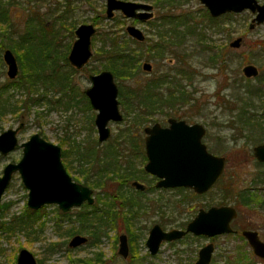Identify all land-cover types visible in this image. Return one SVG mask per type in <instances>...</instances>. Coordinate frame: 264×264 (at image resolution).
Instances as JSON below:
<instances>
[{"label":"rangeland","instance_id":"obj_1","mask_svg":"<svg viewBox=\"0 0 264 264\" xmlns=\"http://www.w3.org/2000/svg\"><path fill=\"white\" fill-rule=\"evenodd\" d=\"M134 1L149 2L147 0ZM258 1L260 3L264 2V0ZM105 2L106 0H71L68 3V8L71 9L70 12L66 11L62 16V10L66 6L64 0H30L28 5L26 3L21 4V2L15 5L16 2H14V5L8 7L10 19L20 34L27 33L26 22L30 10L37 11L41 14L44 20V24L42 23L44 25V30H55V35H49L46 38L41 36V31L37 29L34 30L37 31L34 32L35 34L32 33L31 36L32 38L35 36L36 42L31 45V50L33 52L31 60L38 66L42 65L44 57L51 52L50 48H45L46 40L47 38L48 40L54 39L53 42L56 45L52 43V52L54 55L57 54L56 58H58L54 60V67L59 68L66 66L63 62L62 55L63 53H68L66 46L68 44L71 45L75 39L72 31H74L80 23H92L97 28L98 33L92 37L91 42V51L97 52L99 48H102L104 37L108 45V37L111 36L102 33L103 30H110V27L112 29L113 23L117 30L120 28L118 20H126L119 11H115V16L112 19L106 18ZM54 3L56 4L54 5ZM53 6L56 8L54 11ZM202 8L203 6L198 0H190L177 8L175 13L183 14L192 12L197 18V16L202 13ZM43 12H48V14ZM161 12L162 11L155 9L154 17L158 18ZM232 14L230 18L231 22L226 19V21H228L224 29H221L223 26L219 27V32H209L207 35V39L211 40V45H222V48H225L222 49L221 52L220 49H218L220 58H223L225 61L223 67L220 65L218 68L216 66L219 65L218 63L210 61V53L202 50V48L206 46L204 45L206 39L196 44V42L188 38V42L179 48L176 53L178 56L188 55V61L184 60V62H189L192 70L195 68L193 72L194 76L191 80L188 82L183 80V84H185L183 91L190 95V100L185 99V97L188 98L189 95L183 96V103H178L177 106L173 108H164L160 111L161 114L153 116H150L151 112L145 111L144 106L140 107L144 122H140L134 118V112L126 115L125 108L127 107L121 105L120 110L122 115L124 114L123 120L120 122H110L108 126L110 128L111 138H115L118 136V132H142L144 126L152 124L153 121L157 120L156 118H160L166 111L171 114H179V116L186 115L190 118L191 122H203L202 115H206L207 132L210 134L206 141L212 150L218 155L226 158L225 171L220 181L203 197L195 198L192 194L186 193L189 198L185 201L175 200L171 208V211L174 208L170 216L171 219H167V221L172 222L169 226L171 228H182L187 221L193 218L199 207L216 205V203L222 199L221 196L225 195L229 198L227 204L234 205L238 210V215L232 222V227L237 229L238 232L234 234H222L214 237L213 240L207 237L185 236L173 242H163L158 253L150 255L145 249L144 242L153 222L160 223L159 214L150 207L143 212L136 224L137 227L142 230L140 233L143 235L142 239L138 242V246L136 245V248L141 246L139 256L137 253V258L135 256H130L127 259H123L117 254V238L119 234L124 232L121 230L122 226L120 224L116 223L115 229L109 230L107 236L103 237L97 246H91L88 244V241H86L83 245L71 248L67 246L70 237L65 238L59 235V232H62L70 222L64 217L62 219L63 224H61L58 218L59 215L56 211V205L48 204L43 206L44 208L41 210L40 218L34 225L35 230H39V239L28 242L25 241L23 235L18 233L6 237L5 233L0 230V264H16V256L21 248L30 250L37 260L42 258V264H70L73 261L76 264H82L78 262L79 259L94 257L95 253L102 254V262L97 264H194L198 250L208 242L214 244V251L210 264H226L227 261L229 262V260H232V256L236 257L240 251H245L246 253L250 251L249 245L241 236V230H257L261 239L264 241V202L261 204L252 201L250 205H246L240 202L241 197L239 196V192L245 193V196H249V192H245V190L250 188L256 196L264 200V184L261 182H253L256 175L261 176L263 174L264 164L257 163L258 161L253 156L252 150L255 145L264 143V141H262V135H260V131L257 129V123L259 122L254 121L255 119L252 120L251 125L245 126L246 129H242L244 125H241L239 122V110H237L236 107L238 106L239 108L240 106L248 105V115L250 116V113H253L255 118L260 114L258 109L264 111V81H261L264 78V23L250 29L249 24L254 16L253 13L243 11L241 13ZM57 15L59 18L55 17ZM54 19L56 20L54 21ZM113 20L116 21L113 22ZM197 20L199 21V19ZM125 22V24H128L130 20ZM220 23L219 21V24ZM34 25L37 27L38 22L34 23ZM202 25L204 26V24ZM198 31H202L200 27H198ZM204 31H206V29ZM238 37L241 38L240 46L231 47L230 43ZM116 38L118 45H120L121 42L118 34ZM123 39L129 40V38ZM39 40L43 41L42 43L44 46L38 43ZM146 43V45L138 46V48H146L151 44L150 41ZM108 47L109 45L104 47V49ZM18 52L23 56V50H19ZM145 52H147L144 53L146 58H144L142 62L153 63V71L157 70L158 66L154 64L153 57H149L151 54L150 51L145 49ZM170 55H165L166 61L172 58V55ZM220 58L219 60L222 61ZM96 63V61L93 60L92 62L91 60L87 68L92 67ZM246 64H254L258 67V77L260 76L261 80H259L258 77L254 79L246 78L243 75L242 67ZM180 65L183 71L186 70L184 69L186 67H183L182 64ZM164 67L165 66L161 69ZM5 72L6 66H0V85L7 81ZM144 73L145 72L142 70L141 74H138L136 77L134 76L132 79L131 77L126 78L124 76L123 78L125 81H122L120 78L116 81L123 85L122 88L131 87L130 85H134L141 77L146 78ZM20 74L21 73H19V75ZM87 74V70H82L74 74V81L78 83L77 94H79L80 97H82L81 94L83 90L88 86ZM182 76L183 75H176V78L181 81ZM258 86L261 87L262 98L248 101L249 104L243 101L241 103L239 101L238 104V95L244 94L248 88L255 90ZM173 91L174 90L169 88L166 89L164 93L165 100L169 98V93ZM0 95L2 99L8 98L9 96L10 100H8L10 103L20 106L19 109H16L13 113L5 112V116L0 117V132L7 128L15 127L20 121H23L25 126L18 135V140L20 142L25 141L31 134L38 131H41L43 133L42 136L54 144H58L61 138L64 139L65 146H68L67 144H70L72 141L77 142L81 146L91 144V142H97L98 134L92 119L93 112L85 107L84 101L79 102L77 107L68 106L67 109H62L65 108L64 105L58 107L54 102L56 92L52 90L49 91L46 89L45 85H39L37 90L30 94L29 92L25 93L22 90L10 87L1 92ZM28 95L30 99H27ZM239 99L241 100L242 98L239 97ZM245 100L247 99L245 98L244 101ZM159 108L161 109L162 107L159 106ZM159 108L157 109L160 110ZM229 120L234 122L237 121L234 128H231L232 124H230ZM213 134L217 135L219 138L213 137ZM105 143H103V146H105ZM127 153V151H122V159H118V161H123L125 156H132V154ZM103 154L104 152L99 153V155ZM21 155L22 151L20 148H15L7 155H0V174L7 163L17 162ZM134 162H136V160ZM110 187L111 183L108 182L107 188H105V186L104 189L94 188L95 200L105 196V189L112 190ZM237 200L239 204H237ZM26 201L27 189L22 184L18 172H14L8 186L1 196L0 222H6L12 216H20L27 207ZM96 204L98 203L96 202ZM73 210L75 213L80 209ZM58 223L61 225V227L58 228L59 232H57ZM82 235L88 238L87 234ZM65 239H67L65 247L52 255H48L45 247L50 241L59 240V242H61ZM66 247L71 248V250ZM139 258H141V260ZM250 264H264V261L262 262L257 257H252L250 255Z\"/></svg>","mask_w":264,"mask_h":264},{"label":"flooded vegetation","instance_id":"obj_2","mask_svg":"<svg viewBox=\"0 0 264 264\" xmlns=\"http://www.w3.org/2000/svg\"><path fill=\"white\" fill-rule=\"evenodd\" d=\"M70 1L71 0H64V2L66 3V6L62 10L63 13H64V11H65V13H66V11L70 12L71 9L68 8V3ZM127 1H134V0H127ZM147 1H149V2H145V1H135V2L147 3V4L151 5L152 6L151 11L153 13L151 18H148V19L128 18V17L124 16L121 11H119L122 14V16L126 19V20H122V19L118 20L120 23V28H118L116 30L114 25H113L114 23H113L112 29L110 27V30L104 29L102 32L104 34H106L107 32H110L111 36L113 35L115 39H117L116 35L118 34L119 38H120V42H121V44L119 46H121L123 49H125L126 53L129 52V53H131V55L140 53V54L144 55V53H147V52H145V49H148L151 53L150 55H152V54L154 55L153 59L155 62L154 64H157V66H158L157 70L153 71L154 70L153 69V63H150V65H151L150 70H144L142 66L146 62L141 61L139 69L135 70V72L132 73L136 77V76H138V74H141L142 70H143V72H145L144 74L146 75V78L141 77V79H139V81H136L134 85H130L131 87H123L122 88L123 85L121 83H118L116 80H118L120 78L122 81H125L124 78L123 77H116L114 75V73L110 69L107 68L108 67L107 65L109 64V58L106 54H104V53L100 54V52L91 51L90 58L87 60V62L81 68H77L74 65H72L68 60V55H69L70 50L72 48L73 42L76 39L75 29L80 24H82V23H80L74 29V31H72L74 33L75 39L73 40L71 45L68 44L66 46L68 53L67 54L63 53V55H62L63 62L66 65L65 67L57 68V67H54V64L48 65L46 63V59L49 57H50V59H54V60L58 59V58H56L57 54L54 55V53L52 52V43H53V45H56L53 42L54 39H51V40L47 39L46 40L47 42H46L45 48L46 49L50 48L51 52H49V54L44 57L43 63L40 66L36 65L31 60V57L33 55L32 50L27 51V49L30 48L28 46L29 41L27 42V45L24 47H22L21 45H18V46L14 45V49L22 47L21 50H23V53H22L23 55H25L27 52H30V53H28V55H25V56H21L20 52H18V53L14 52L10 48H4L1 52L0 66H4V65L6 66L5 74L7 76V81H6V83H3L0 85V93L11 87L14 89L17 88V90H22L25 93L29 92V94H30L31 92L37 90V87L39 85L40 86L45 85L46 89H48L49 91L52 90V91L56 92V98L54 99V102L57 104L58 107L64 105L65 108H62V109H67L68 106H70V107L76 106L77 107L79 102L84 101L85 107L88 110L93 112V116H92L93 118L92 119H93V123H94L95 128H96L95 117H96V114L98 111H97V109H94L92 107L90 98L86 94V90L93 87V82L91 80V76L97 75L100 72L105 71V70H109L113 74V78H114V81H115L116 86H117V100L119 102V110H120L121 105L123 107L124 106L127 107V105H129L131 107H135L134 110H131V112H134V118H136L140 122H144L143 118H142V110L140 109V107H143L145 105L150 104L152 106L151 110H150V112H151L150 116H153L156 114H161L160 111L164 108H173L174 106H177L178 103H183L184 102L183 98H176L175 99V98H172L171 96L180 90H184L185 84H183V80H185V82H188L194 76L193 72L195 71L194 70L195 68L192 70L190 68L191 64L189 62H184V60L188 61V55L178 56L176 54L178 49L181 48L186 42H188L189 37H187L188 35L184 34V32H187V27L182 25L180 22L175 23L176 20H173V18L166 19V18H161L160 16L158 18L154 17V10L158 9L159 11H162V9L160 10V8H158L156 5H154L152 0H147ZM189 1L190 0H180L179 1L180 3H178L175 8L171 9V11H173L175 13L177 8L181 7L183 4H185ZM9 2H10L9 6L14 5V2H16L15 5L19 4L20 2H21V4L26 3L28 5L30 3V0H26V1H24V0H22V1H20V0H18V1L8 0V3ZM199 3H200V1H199ZM55 4L56 3H54V5ZM202 6H203L202 9L207 10L204 7V5H202ZM53 7H54L53 8V11H54V9H56V8H55V6H53ZM105 9H106V2H105ZM166 9H168V8H165L163 10H166ZM43 13L48 14V12H43ZM49 13H53V12H49ZM114 13H115V11H114ZM175 14H177V13H175ZM57 16H55V17H57ZM105 16H106V11H105ZM114 16L115 15L113 14L112 17L106 16V18L112 19ZM55 20L56 19H54V21ZM128 20H130V22L128 24H125L126 23L125 21H128ZM43 21L44 20L41 17V14H39L37 11H31L30 10L29 15H28V19L26 22V24H27L26 27L30 28L31 23H33V24L37 23V22L41 23ZM115 21L116 20H113V22H115ZM128 26H134V27L138 28L143 33L144 39L138 40L134 36L130 35L127 31ZM11 29H13V28H11ZM95 29H96L95 33L91 36V42H92V37L96 33H98V30L96 27H95ZM113 30H115V31H113ZM36 31H34V32H36ZM44 32H45V30H44ZM70 33H71V30H70ZM176 33L184 35L183 43L175 44V43L171 42ZM41 36L43 38H46L49 36V34L43 35L41 33ZM26 37H27L26 34L21 36L18 39V41H19L18 43L22 44L23 43L22 39H24V43H25V41L27 40ZM34 38H35V36H34ZM123 38H129V40L127 41V39H123ZM30 40H32V38ZM147 41L148 42L150 41L151 44L148 45L146 48H142V47L138 48V46L146 45ZM35 42H36V40L34 41V43ZM42 42H43L42 40L38 41L39 44L43 45ZM105 42H106V38L104 37L102 49H104ZM131 44L134 46H132ZM215 46L222 47V45H220V46L215 45ZM90 47H92V43H90ZM6 49H9L15 58V62L17 65V72H16V75L14 77H9L7 74L8 66L3 59V52ZM165 55H170L172 58H169L166 61ZM91 60H92V62L94 60L97 63L94 64L92 67L87 68V66H89ZM218 61H220V60H218ZM33 63L35 64V66H32ZM54 63H55V61H54ZM180 64H182L183 67H186V68H184L186 70L183 71L181 69ZM104 66H106V67H104ZM163 66H165V67L163 69H161ZM140 68H141V70H140ZM177 68H179L180 70ZM82 70L88 71V74H87V78H88V84L87 85L88 86L83 90V92L81 94L82 97H80V95L77 94L78 83H76L74 81V74L76 72H80ZM19 73H21V74L19 75ZM176 75H183L181 81L178 78H176ZM257 77H258V75L256 77H252V79L257 78ZM168 88L172 89L174 91L172 93H169V95H168L169 98H167L165 100V98H164L165 94L164 93H165L166 89H168ZM78 95H79V98H78ZM186 95H189V94L186 92ZM0 97H1V95H0ZM8 99L10 100L9 96H8V98H3V99L0 98V104L2 102L4 103V101L10 102ZM27 99H30L29 95L27 96ZM185 99L190 100V95L188 96V98L185 97ZM50 103H52V102H50ZM56 104H55V106H56ZM12 106H13V103H12ZM159 106H161L162 108L160 109ZM23 108H24V106H23ZM157 108H159L160 110H158ZM11 110L6 111V113L7 112L13 113V111H15L13 108ZM145 111L149 112V111H147L146 108H145ZM120 112H121V110H120ZM6 113L4 112L3 114H0V117L5 116ZM205 117H206V115H202L203 122H191L190 118L186 115L185 116H179V114L178 115H176L175 113L171 114L170 112L166 111V112H164V115H161L160 118H156L157 120L153 121L152 124L144 126L142 132L141 131L118 132V136L115 138H111V132H110L109 137L106 140H104L103 142H99L98 137H97V142L96 141L94 143L91 142V144H88L85 146H81L77 142H74V141H72L70 144L68 143L67 144L68 146H65L64 139L61 138L60 141L58 142V144H56V145H58L60 147V159H61L62 165H63L66 173L68 174V176L70 177L72 182L80 183L84 186L91 188L92 189V197L94 200L92 203H88L87 201H85L80 206L72 207L67 211H62L55 204L57 213L60 211L63 214L71 215V218H75L77 212L74 213L73 209H76V210L77 209H89L96 202V200H95L96 198L94 195V188L89 186V184H90L89 181H91L96 175L95 166L93 167L91 165L90 159H87L88 163L81 165L80 158H79V151L80 150H81V152H85V151L90 150L92 147L95 146L94 149L97 148L96 150L98 152H100V153L104 152V153H108V154L109 153L117 154V155H119L118 156L119 159H122V151H127L129 154H132V156H130V157L125 156L123 161H118V163L112 164L111 167H113V168H107V170L104 171L105 178H106L105 188H107L108 182L111 183L110 188H112V190L105 189V192H106L105 197L108 199L107 200L108 203L105 205V212L104 213H105V218H107V220L110 221V223H111V220L112 221L114 220L115 224L116 223L120 224L122 226L121 230L124 231L121 234L126 235L127 244H128V248H129V254L126 258H123L122 256L121 257L123 259H127L130 256L136 257L137 253L139 256V253H140L139 250L141 249V246H139V248L135 247L136 249L133 252H131L130 243H129V234L127 233V230L125 229L127 227V225H130L131 229H133V232L137 235L136 245L138 246V242L142 239L143 235L140 233L142 230L140 228H138L136 224H137V221L139 220L140 216L143 214V212L147 208L152 207L155 210V212L157 214H159V218H160V220H159L160 223L153 222L151 227L155 224H158L162 230L169 231L173 228L169 227L170 223H172V222H168L167 219H171L170 216H171V213L173 212V209H174L173 208L171 211V208H172V205L174 204L175 200L176 201H185L186 199L189 198L186 193L192 194L193 197H195V198H201L204 195H206V193H207L206 192L203 194H197L191 188L183 187V186H173V187L161 186V187H158L156 185L157 182L160 180V178L154 174H151L150 172L146 171V169H145V165L147 163V156H146V148H145L146 133L144 132V128L147 126H151L155 123H158L161 127H167V126H169L168 120L170 118H173L177 121L183 120L187 125H192L194 123L200 124L204 128V132L202 133V135L200 137V142L205 145L206 150L209 153L216 155V156H221V155H218L214 150H212V148L208 145V142L206 141L207 137L210 134L207 132V126H206L207 121H206ZM229 121H230V124H232L231 128H234L236 126L237 121H235V122L231 121V120H229ZM110 122H113V121H109V123ZM24 126H25V123L23 121H20L17 126L10 127L12 129L19 127V129L16 132L17 145L14 147V149L20 148L21 151H22L21 143L28 140V138L32 135L31 134L25 141L20 142L18 140V135L22 132L21 130L24 128ZM10 128H7V129H10ZM96 130H97V128H96ZM2 132H0V133H2ZM189 132L190 131H188L187 134H189ZM36 133H38L41 138L47 140L46 138H44L42 136L43 133L41 131H38ZM193 133H194V135H197V132H193ZM97 134H98V132H97ZM213 137H215L217 139L219 138L217 135H214V134H213ZM47 141H49V140H47ZM103 143H105V146H103L104 145ZM123 146H125V147H123ZM0 155H2V154L0 153ZM131 157H133V158H131ZM82 160H84V159H82ZM135 160H136V162H134ZM225 160H226V158H225ZM13 163H15V162H13ZM225 168H226V164H225ZM224 171H225V169H224ZM224 171H223V173H224ZM223 173H222V175H223ZM1 174H2V172H1ZM18 174H19V172H18ZM19 176H20V174H19ZM11 177H12V175H11ZM220 179H221V177H220ZM220 179L216 182V184L220 181ZM136 183H138L141 186H138ZM27 193H28V189H27ZM26 205H27V203H26ZM46 205H48V204H46ZM43 206H45V205H43ZM43 206H41L38 209H30L28 206H27V208H29L30 210H39V209L42 210L44 208ZM207 207H209V206H207ZM207 207H199L198 210L200 208L206 209ZM0 209H1V206H0ZM198 210H197V212H198ZM197 212H196V214H197ZM58 218H59V216H58ZM62 219L61 220L59 219L61 224H63ZM234 219H236V218H234ZM233 220L231 221V226H232ZM189 221H187L185 223V225H184V227H182V229L185 228V226L187 225V223ZM110 223H109V226H107L108 229L110 228V225H111ZM182 223H184V222H182ZM178 225H180V224H178ZM166 226H167V228H166ZM150 228H149V230H150ZM114 229H115V227H114ZM149 230H148V233H149ZM250 230H254V229H250ZM255 231H257V230H255ZM236 232H238V230L233 228L232 234H234ZM257 233H258L259 239L262 240L258 231H257ZM229 234H231V233H229ZM80 235H82V234H80ZM119 235L117 238L118 245H119ZM191 235L192 236H198V237H206L203 235H194L192 233H187L185 236H191ZM185 236H183V237H185ZM216 236H219V235H216ZM216 236H214V237H216ZM147 237H148V234H147ZM214 237H210L211 240H213ZM242 238H244V237L242 236ZM179 239H181V238H179ZM179 239H176V240H179ZM69 240H68V242H69ZM146 240H147V238H146ZM146 240L144 242V246H145L146 251H148V253L150 255L157 254L159 249H160V246L162 245L163 242L176 241V240L162 241L159 248H158V251L155 254H152L149 251L148 247L146 246ZM87 241H88V238H87ZM246 242L250 248V251L247 252L248 264H250V255L252 257H257L258 259H260L263 262L264 259L256 256L252 247L250 246V244L248 243L247 240H246ZM198 252H199V250H198ZM198 252H197V258H198ZM117 254H118V252H117ZM197 258H196V260H197ZM139 259L141 260V258H139ZM211 259H212V256H211ZM140 260H139V263H140ZM196 260H195V262H196ZM195 262H194V264H195Z\"/></svg>","mask_w":264,"mask_h":264},{"label":"water","instance_id":"obj_3","mask_svg":"<svg viewBox=\"0 0 264 264\" xmlns=\"http://www.w3.org/2000/svg\"><path fill=\"white\" fill-rule=\"evenodd\" d=\"M211 17H219L226 13H241L249 11L254 14L249 28L264 23V2L258 0H199ZM152 6L127 0H106V16L112 17L114 11H121L128 18H151ZM96 29L91 23H82L75 29L76 39L68 55L69 62L81 68L91 56V36ZM127 31L138 40H143V33L134 26H128ZM241 38L234 39L231 47H239ZM3 59L8 66V76L14 77L17 65L12 52L6 49ZM144 70H150V63L143 64ZM246 78L256 77L259 70L254 64L242 67ZM93 87L86 90L91 105L97 109L95 125L98 141L103 142L110 135L109 121L120 122L123 115L119 110L117 86L113 74L109 70L91 76ZM104 88V89H103ZM169 126L161 127L158 123L144 128L146 133L145 148L147 163L146 171L160 178L158 187L183 186L194 190L197 194L208 192L222 176L226 160L224 156H216L206 150L200 142L204 128L200 124L187 125L183 120L173 118L168 120ZM18 128H10L0 133V153L6 155L17 145L16 132ZM186 131V132H185ZM189 134H187V132ZM193 132H197L194 135ZM186 134V135H185ZM22 155L13 163H7L0 175V201L8 186L11 175L19 172L23 185L28 189L27 206L38 209L46 204H56L62 211L80 206L83 202H93L92 189L80 183L72 182L66 173L61 159L60 147L33 133L28 140L21 143ZM198 146V147H197ZM253 156L259 162H264V143L253 147ZM138 186V183H136ZM238 211L232 204L211 205L200 208L197 214L187 223L184 229L173 228L164 231L158 224L153 225L148 233L146 246L152 254L158 251L162 241H173L182 238L187 233L203 235L208 238L233 232L231 221ZM241 235L248 241L256 256L264 259V242L259 239L255 230L243 229ZM87 237L73 235L68 246L71 248L85 244ZM214 251L212 242L203 245L198 252L195 264H209ZM118 254L126 258L129 248L125 234L119 235ZM16 264H39L34 254L21 248L16 256Z\"/></svg>","mask_w":264,"mask_h":264},{"label":"trees","instance_id":"obj_4","mask_svg":"<svg viewBox=\"0 0 264 264\" xmlns=\"http://www.w3.org/2000/svg\"><path fill=\"white\" fill-rule=\"evenodd\" d=\"M179 1L180 0H152L154 5L160 8V10L162 9V12L160 14L161 18H166V19L173 18V20H176L175 23L180 22L182 25L187 27L188 33L184 32V34L188 35L187 37H189L191 41L199 43V42L205 41L204 39H206L205 44H204L206 46L205 48H202V49L205 50L207 53H210V57H209L210 61H214L218 63L219 65H216L218 68L220 65L221 67H223V64L225 61L223 60V58L222 59L220 58L218 49H220V52H221V50L225 48L218 47V46L215 47V45H211L210 44L211 40L207 39L208 38L207 35L209 32L210 33L219 32V29H218L219 27L223 26L221 29H224V26L227 24V21L229 20V22H231L230 18L232 17L233 14L229 13V14L221 15L219 17H211L208 11L205 9L201 11L202 13L198 15L197 18L193 15L194 13L192 12H187L183 14H175L173 11H171V9L175 8L177 4L180 3ZM9 5H10V2L8 3L7 0L6 1L0 0V60H1V52L4 48H10L14 52L18 53V51L21 50L22 47L27 45V42L29 41L28 46L30 47V50H31V45H33L35 41L34 40L35 38L34 37L32 38L31 34L32 33L35 34L34 33L35 29H37L38 31H41L43 35L44 34L55 35V30H52V29H47L44 32V27H43L44 25L42 24L43 22L38 23L37 27H35V25L31 23L30 24L31 27L27 28V33H26L27 40L24 43V39H22L23 43L19 44L18 39L24 34H20L15 28L14 24L12 23L10 16H9V7H8ZM165 8H168V9L163 10ZM64 13H62L61 16ZM197 19H199V21ZM226 19L228 20L226 21ZM219 21L221 22L220 24H219ZM202 24H204L206 28ZM217 25H220V26H217ZM198 27H200L202 31H198ZM205 29L206 31H204ZM106 34L111 35L110 32H107ZM31 38L32 40H30ZM183 39H184L183 34L176 33L171 42L175 44H181L184 41ZM14 45L15 46L21 45L22 47L14 49ZM108 45L109 47L107 49L100 48L97 50V52H100V54L104 53L108 56L109 64L107 65L108 66L107 68L110 69L116 77L125 76L126 78L127 77L128 78L131 77V79L134 78V74L132 73H134L135 70L139 69L141 61L144 58H146L145 54L143 55V54L138 53V54L131 55V53L129 52L126 53L125 49H123L121 46L118 45L117 39H115L113 35L108 37ZM108 45L105 42L104 47H107ZM27 50H29V48ZM27 53H30V52H27ZM151 56L154 57L153 54L149 55V57ZM219 58L222 61H218ZM46 63L48 65H52L54 64V59L47 58ZM32 66H35V64L33 63ZM258 79L261 80L260 76L258 77ZM261 81H264V78ZM183 96H186V93L183 90H180L177 93H174L171 97L176 99V98H183ZM239 97L242 99L240 100ZM245 98L247 100L244 101ZM259 98H262V93H261V87L258 86L255 88V90L248 88L244 92V94L238 95L237 101L239 104V101L240 103L242 101L245 103V102L256 100ZM2 103L0 104V114H3L6 111H10L12 108L16 110V109H19L20 107V106H17V104H13L12 106V103L8 101H4V103L3 104ZM144 107L147 109V111L150 112L152 106L148 104V105H145ZM236 107H237V110H239V113L237 112L239 122L241 125H244L242 126V129H246L245 126H248L249 124L251 125L252 120L255 119L254 121L259 122L257 123L258 124L257 129L260 131V135H262V138H263L262 141H264V111H260V109H258L260 114L257 118H255L253 113L252 114L250 113V116L248 115L249 113V110L247 109L248 105L240 106L239 108L238 106ZM134 108L135 107H131L127 105V108H125L126 115L129 114L131 110H134ZM93 149L94 147H92L90 150H87L85 152H81V150L79 151L80 163L82 165V164L88 163L87 159L91 160V165L93 167L95 166L96 175L91 181H89L90 182L89 186H91L92 188L104 189V186L106 183L104 171H106L107 168H113L111 167V165L118 163L119 157L117 154H112V153H109V154L104 153L103 155H99L100 152H98L95 149L93 150ZM82 154L85 156H83ZM257 163L264 164V162H257ZM253 182H258V183L261 182L264 184V172L261 176L256 175L255 178L253 179ZM252 191L253 190H250V188L245 190V192H249V196H245L246 195L245 193L239 192V196L241 197L240 202H242V204L250 205L252 201L258 202L261 204L264 202L262 198L256 196V194L253 193ZM221 198L222 199L219 200L216 204H227V200L229 198L225 195H222ZM107 200L108 199L105 196H102L101 198L96 200L98 204H96L95 202V204L89 209H80L76 213L75 218H71V215L63 214L59 211L58 212L59 219L61 220L62 218L66 217V219L70 222L69 225L62 230V232H59V229H58L61 227V225L59 223L57 224V232H59V235H61V237L66 238V237H71L76 234H87L89 245L91 246L99 245V243L101 242V239L107 236L108 231L114 229L115 227L114 220L113 221L111 220V223H110V221H108L107 218H105L104 212H105V205L108 203ZM237 204H239L238 200H237ZM40 214H41V209L30 210L29 208L26 207L25 211L20 216H12L6 222H0V230L3 233H5L6 237L10 235H16L18 233L25 237V241L32 242L40 238L39 230H35L34 228L35 222H37V220L40 218ZM109 223L111 225H110V228L108 229L107 226H109ZM125 229L127 230V233L129 234L130 249H131V252H133L136 249L135 247H136L137 235L133 232V229H131L130 225H127ZM66 241L67 239L62 240L61 242H59V240L50 241L48 245H46L45 250L48 253V255L49 254L52 255L58 252L59 250H61L63 247H65ZM67 249L71 250V248H67ZM101 255H102L101 253H98V254L95 253L94 257L82 258V259H79L78 262H81L82 264H97V263L102 262ZM234 257L235 256H232V260H229V262L227 261L226 264H248V254L245 251H240V253H238L235 258ZM42 260H43L42 258L38 260L39 264H42ZM70 264H76V263L73 261Z\"/></svg>","mask_w":264,"mask_h":264},{"label":"bare ground","instance_id":"obj_5","mask_svg":"<svg viewBox=\"0 0 264 264\" xmlns=\"http://www.w3.org/2000/svg\"><path fill=\"white\" fill-rule=\"evenodd\" d=\"M29 50H30V48H29ZM29 50H27V51H29ZM28 53H26L25 55H27ZM67 246H68V242H67ZM69 247V246H68ZM35 256V255H34Z\"/></svg>","mask_w":264,"mask_h":264}]
</instances>
